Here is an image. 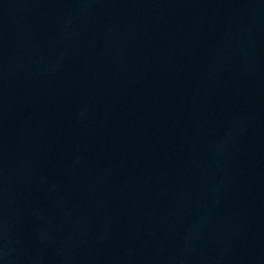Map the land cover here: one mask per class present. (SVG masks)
I'll return each instance as SVG.
<instances>
[{"label": "water", "instance_id": "obj_1", "mask_svg": "<svg viewBox=\"0 0 264 264\" xmlns=\"http://www.w3.org/2000/svg\"><path fill=\"white\" fill-rule=\"evenodd\" d=\"M0 264H264V0H0Z\"/></svg>", "mask_w": 264, "mask_h": 264}]
</instances>
